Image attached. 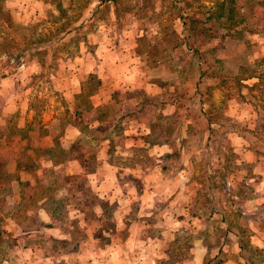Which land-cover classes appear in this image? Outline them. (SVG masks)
Listing matches in <instances>:
<instances>
[{
    "label": "rangeland",
    "instance_id": "1",
    "mask_svg": "<svg viewBox=\"0 0 264 264\" xmlns=\"http://www.w3.org/2000/svg\"><path fill=\"white\" fill-rule=\"evenodd\" d=\"M112 47L133 55L125 56V62H138L152 86L145 92L125 83L120 92L112 91L109 98L125 100L97 108L104 129L116 114L132 111L125 123L138 118L137 126L150 131L148 143L156 137L175 142L185 122L188 132L196 133L194 141L188 139L194 148L187 152L197 165L196 191L204 197L194 208L195 264L236 259L239 241L244 264H264V246L251 244L254 236L262 234L264 240V206L257 212L261 217L251 216L254 234L251 221L235 208L223 219L215 203L204 205L206 194L228 198L251 192L247 177L258 174L237 162L240 154L232 149L255 152L264 170V0H0V104L3 81L8 90L14 88L18 103L17 112L5 104L6 112L0 113V208L13 204L15 190L6 184L26 177L12 163L40 157L37 145L43 135L52 146L42 157L52 161L60 159L57 145L67 126H83L91 141L92 126L84 120L92 116L91 98L101 95L102 81L84 72L101 64ZM77 81L79 92L71 95ZM155 93L161 96L158 112L151 99ZM172 104L175 112L162 116L161 110ZM144 161L149 166L151 160ZM207 161L213 162L212 181L204 178ZM44 176L52 180L49 173ZM3 224L0 216V229ZM189 240L185 231L175 244L183 247ZM11 244L9 238L0 239V264H16ZM54 245L59 253V243Z\"/></svg>",
    "mask_w": 264,
    "mask_h": 264
},
{
    "label": "crops",
    "instance_id": "2",
    "mask_svg": "<svg viewBox=\"0 0 264 264\" xmlns=\"http://www.w3.org/2000/svg\"><path fill=\"white\" fill-rule=\"evenodd\" d=\"M107 50V58L102 57L101 64L93 63L96 68L84 72L94 74L97 80L102 81L98 91L101 95L91 98L92 116L84 120L87 126H92L91 141L85 137L83 126L69 125L57 145L62 153L59 160L42 157L52 146L46 143L48 138L45 134L43 143L37 145L40 157L30 162L12 163L17 173L23 171L26 177L17 176L6 184L11 191H15L11 194L12 207L0 208V216L5 223L0 229V239L11 240L12 257L16 264L197 262L199 240L194 238L197 231L194 208L196 201L204 197L196 191V162L191 154L187 155L194 148L188 139L193 138L194 141L196 133L188 132V122H185L186 125L178 128L175 142L167 143L156 137L155 141L148 143L150 131L137 126L138 118L125 123L132 111L116 114L112 123H107L108 128L104 129V122L101 123L96 113L97 108L110 107L125 100L123 96L109 98L112 91L120 92L125 83L145 92L152 86L145 81V69L138 62L133 58L125 62V56L130 58L133 55L118 52L119 49L113 47ZM78 81L77 87L71 88V95L79 92ZM1 86L0 113L6 112L3 109L5 104L11 105L13 113L17 112L14 88L8 90L10 87L6 81ZM12 86L16 83L12 82ZM158 94L155 93V98L151 97L157 112L161 99ZM165 109L161 110L162 116L173 114L176 110L173 104ZM75 115L83 119L78 110ZM45 120L46 124L49 119ZM68 139L70 143L65 144ZM27 151L31 152V149ZM232 152L240 154L241 159L237 162L249 165L252 172L258 174L257 177H247L251 192L246 197L234 195L228 198L206 194L204 205L215 203L213 207H217L223 219L227 213L231 214V208H235L244 221L246 217L248 222L251 221V232L255 234L252 226L256 224L251 216L261 217V213L257 212L264 206V170L257 166L255 152H248L242 147L232 149ZM146 158L151 160L149 166L144 161ZM89 163L92 164L91 170H88ZM209 163L213 167V162H206L204 178L212 181L209 174L214 173L209 171ZM45 172L52 175L51 181L44 176ZM217 179L219 177L214 182ZM5 231L7 233H2ZM185 231L191 240L186 246L176 245L175 239ZM261 236H254L251 240V244L258 245L260 249L264 246ZM54 243H59V253L53 251L57 246ZM166 248L170 250L165 252ZM174 248L177 250L173 251ZM243 254L239 241L235 246L236 259L226 258L220 264H244Z\"/></svg>",
    "mask_w": 264,
    "mask_h": 264
}]
</instances>
